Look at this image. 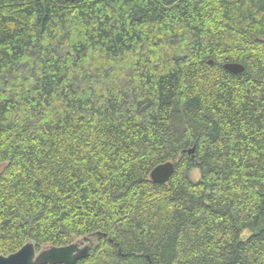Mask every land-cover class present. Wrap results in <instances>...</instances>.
Listing matches in <instances>:
<instances>
[{"label": "trees", "instance_id": "1", "mask_svg": "<svg viewBox=\"0 0 264 264\" xmlns=\"http://www.w3.org/2000/svg\"><path fill=\"white\" fill-rule=\"evenodd\" d=\"M98 232L78 264H264V0H0V254Z\"/></svg>", "mask_w": 264, "mask_h": 264}, {"label": "water", "instance_id": "2", "mask_svg": "<svg viewBox=\"0 0 264 264\" xmlns=\"http://www.w3.org/2000/svg\"><path fill=\"white\" fill-rule=\"evenodd\" d=\"M224 68L231 73H242L245 70L240 63H227ZM194 151L195 149H191L190 153ZM175 169V163L172 161L161 164L151 172V180L157 184H166ZM93 236L101 237L107 234L98 232ZM91 249V244L81 246L80 243L75 242L67 246H48L38 251L35 243L29 242L13 254L8 256L0 254V264H78L89 257ZM119 252L122 254L121 249Z\"/></svg>", "mask_w": 264, "mask_h": 264}, {"label": "rangeland", "instance_id": "3", "mask_svg": "<svg viewBox=\"0 0 264 264\" xmlns=\"http://www.w3.org/2000/svg\"><path fill=\"white\" fill-rule=\"evenodd\" d=\"M192 177L195 180H198L200 178V174H199V171L197 169H195L192 172ZM251 234H252V232L250 230H246L243 232L242 238H246V237L250 236ZM97 241H98V237L90 235V236L86 237L85 239H79L76 243H80L81 246H85L87 244H96Z\"/></svg>", "mask_w": 264, "mask_h": 264}]
</instances>
